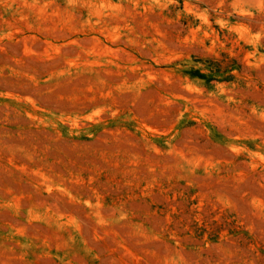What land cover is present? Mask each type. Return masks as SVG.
Returning a JSON list of instances; mask_svg holds the SVG:
<instances>
[{"label":"rangeland","instance_id":"rangeland-1","mask_svg":"<svg viewBox=\"0 0 264 264\" xmlns=\"http://www.w3.org/2000/svg\"><path fill=\"white\" fill-rule=\"evenodd\" d=\"M0 264H264V0H0Z\"/></svg>","mask_w":264,"mask_h":264}]
</instances>
